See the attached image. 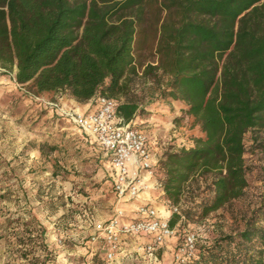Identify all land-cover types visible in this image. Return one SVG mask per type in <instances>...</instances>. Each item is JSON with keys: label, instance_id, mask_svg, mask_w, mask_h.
I'll list each match as a JSON object with an SVG mask.
<instances>
[{"label": "trees", "instance_id": "trees-1", "mask_svg": "<svg viewBox=\"0 0 264 264\" xmlns=\"http://www.w3.org/2000/svg\"><path fill=\"white\" fill-rule=\"evenodd\" d=\"M0 68H15V82L33 96L114 98L125 121L144 110L135 78L150 79L200 128L191 146L160 153L161 196L176 205L211 175L210 195L186 211L205 218L243 193V137L264 130V0H0ZM260 148L264 183V137ZM259 210L234 235L199 246L191 264H264ZM25 231L17 244L45 249L43 229Z\"/></svg>", "mask_w": 264, "mask_h": 264}, {"label": "rangeland", "instance_id": "rangeland-1", "mask_svg": "<svg viewBox=\"0 0 264 264\" xmlns=\"http://www.w3.org/2000/svg\"><path fill=\"white\" fill-rule=\"evenodd\" d=\"M14 74L15 68H0V264H81L83 243L92 231L89 222L108 217L116 204L106 176L105 157L97 146L85 142L62 110L82 111V105L94 98L81 102L65 90L58 91L53 99L33 96L15 82ZM164 85L162 77L161 86ZM133 86L141 95L143 107L163 98L150 79L136 77ZM142 113H146L145 109ZM174 122L167 130L164 150L188 145L192 135L200 133L190 115L180 114ZM263 137L261 128L244 134L246 186L240 197L205 218L195 214L194 209L187 215L188 208L210 195L211 175L192 182L176 204L183 216L182 221L177 217L173 224L178 236L207 223L211 226L207 239L212 243L217 237L234 235L254 210H264ZM162 198L158 195L154 204L167 214ZM30 217H34L33 221L25 226ZM26 229H31L35 237L43 229L39 240L45 249L32 242L23 246L16 243L17 237L30 235ZM176 242L174 239V246ZM91 260V264H103L99 258Z\"/></svg>", "mask_w": 264, "mask_h": 264}, {"label": "built area", "instance_id": "built-area-1", "mask_svg": "<svg viewBox=\"0 0 264 264\" xmlns=\"http://www.w3.org/2000/svg\"><path fill=\"white\" fill-rule=\"evenodd\" d=\"M52 106L56 103L48 102ZM117 101L105 95L95 98L94 109L88 111L70 110L62 113L97 146L108 164L111 188L116 207L111 216L103 221L92 223V231L86 242L96 244L105 252L108 260L119 251L123 236L148 237L149 240L136 245L135 254L150 257L148 264H164L157 256V248L169 239L178 240L172 254V264H191L198 256V243L210 244L208 235L211 226L207 223L196 225L178 236L177 228L170 224V215L176 213L178 221L183 220L177 205L162 198L163 207L168 213L161 212L150 200L143 199L135 206L136 217L129 218L120 205L123 200L138 198L141 194L157 191L161 183L155 172L157 156L151 147L149 133L133 125L132 119L125 121L116 115ZM189 147L192 140H188Z\"/></svg>", "mask_w": 264, "mask_h": 264}, {"label": "crops", "instance_id": "crops-1", "mask_svg": "<svg viewBox=\"0 0 264 264\" xmlns=\"http://www.w3.org/2000/svg\"><path fill=\"white\" fill-rule=\"evenodd\" d=\"M82 107H83L82 111H88L94 109L95 98L91 99L90 101L82 105ZM185 108L186 105L182 101H178V100L165 101L164 98H159L156 99L154 102L152 101L146 106H144L146 113H142V114L136 113L132 118L133 125L138 126L139 128L144 130H146L145 128L149 127L146 131H148L150 135L151 147L157 156L160 155V153L165 149V145L167 141L166 138L167 136L169 137L167 130L175 125L174 118L176 116H180V114H184ZM181 128L182 127L178 126L179 130ZM78 131L81 134L82 138L85 140V142L94 145L84 133H82L80 130ZM106 171H107L106 176L111 186V181L108 173V166L106 167ZM158 195L159 194H157L156 191L146 192L141 194L138 198L131 200H127V199L123 200L121 201L120 205L125 209L129 218H135L136 204L138 202H141L143 199H147V200L149 199L150 202L155 203L156 197ZM115 204L117 205L116 200H115ZM110 216L111 215L101 219L100 221L106 220ZM92 223L89 222V225ZM148 240L149 238L145 236L141 238L123 236L119 251L117 252L116 256L111 260H108L105 257V252L103 250H99L96 244H90L85 241L83 243V247H82L83 251L81 253L84 258L81 264H91L92 262L91 259L93 258L101 259L103 261V264H148L151 260L148 255L143 253H141L140 255H136L134 252L136 245L144 243ZM172 242H174V239H169L167 242H165L164 244H162L160 247L157 248L156 256L164 264H172V254L174 250V244Z\"/></svg>", "mask_w": 264, "mask_h": 264}]
</instances>
